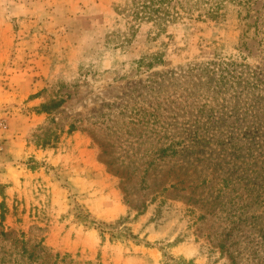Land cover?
I'll return each instance as SVG.
<instances>
[{"label": "rangeland", "instance_id": "1", "mask_svg": "<svg viewBox=\"0 0 264 264\" xmlns=\"http://www.w3.org/2000/svg\"><path fill=\"white\" fill-rule=\"evenodd\" d=\"M188 3L0 0V264H264V0Z\"/></svg>", "mask_w": 264, "mask_h": 264}, {"label": "trees", "instance_id": "2", "mask_svg": "<svg viewBox=\"0 0 264 264\" xmlns=\"http://www.w3.org/2000/svg\"><path fill=\"white\" fill-rule=\"evenodd\" d=\"M188 1L189 0H185L186 4L183 5L181 4V0H179L177 4L176 0H131L133 4V11L138 19H154L157 23H159L158 20L160 19L166 18L169 20L170 17H173L174 15L178 14L180 9H186L187 12L191 13V4H189ZM204 1L205 3H208L211 0ZM204 13H207L210 16H214L216 14L214 10H207ZM57 103L60 104V102ZM43 107L46 108V106ZM115 173L119 174L121 178H123L124 174H126L124 172L118 171H115Z\"/></svg>", "mask_w": 264, "mask_h": 264}]
</instances>
